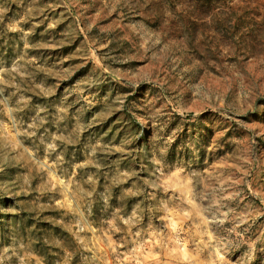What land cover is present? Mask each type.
<instances>
[{"label": "rangeland", "instance_id": "rangeland-1", "mask_svg": "<svg viewBox=\"0 0 264 264\" xmlns=\"http://www.w3.org/2000/svg\"><path fill=\"white\" fill-rule=\"evenodd\" d=\"M0 264H264V0H0Z\"/></svg>", "mask_w": 264, "mask_h": 264}, {"label": "trees", "instance_id": "trees-1", "mask_svg": "<svg viewBox=\"0 0 264 264\" xmlns=\"http://www.w3.org/2000/svg\"><path fill=\"white\" fill-rule=\"evenodd\" d=\"M186 1H190V0H186ZM197 3H199L200 5H211L212 0H197Z\"/></svg>", "mask_w": 264, "mask_h": 264}]
</instances>
